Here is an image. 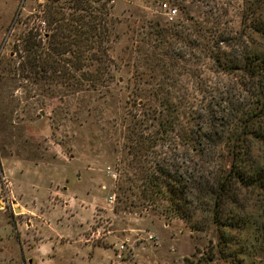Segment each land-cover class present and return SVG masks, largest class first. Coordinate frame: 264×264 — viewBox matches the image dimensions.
<instances>
[{"label":"rangeland","instance_id":"rangeland-1","mask_svg":"<svg viewBox=\"0 0 264 264\" xmlns=\"http://www.w3.org/2000/svg\"><path fill=\"white\" fill-rule=\"evenodd\" d=\"M48 2L0 0V264H234L236 251L209 260L220 236L215 227L195 231L167 212V201L153 204L144 194L147 173L168 158L179 167L184 162V169L211 170L191 146L158 140L156 81L172 76L166 89L187 97L178 104L186 112L179 128L188 134L195 126L188 114L218 102L238 78L216 73L206 52L189 43L170 35L169 44L160 45L152 33L181 21L190 25V39L206 44L213 27L224 36L243 31L250 11L262 7L264 20V5L108 0L114 78L94 92L39 82L41 75L17 56L31 30L48 32L40 30ZM170 43L188 46L197 59L174 62ZM260 43L264 51V39ZM140 136L157 141L153 150H145L150 142H138ZM235 264H264V248Z\"/></svg>","mask_w":264,"mask_h":264},{"label":"trees","instance_id":"trees-1","mask_svg":"<svg viewBox=\"0 0 264 264\" xmlns=\"http://www.w3.org/2000/svg\"><path fill=\"white\" fill-rule=\"evenodd\" d=\"M99 2L102 0H49L45 5L40 30L48 32L41 35L39 29L35 33L31 30L23 40L22 50L17 51L19 59L28 63L30 73L41 75L35 77L37 81L94 92L113 82L111 13L108 0L97 6ZM253 2L264 5V0ZM187 9L183 7L185 13L190 11ZM261 9L244 15V29L235 35L229 32L224 36L219 29L211 28L206 44L190 39L191 27L181 21L152 33L160 45L169 44L170 35L189 43L190 47L206 52L216 73L238 78L236 87L223 90L218 102L205 107L200 114H188L192 116L188 121L195 122L188 134L179 128L186 112L182 109L185 105L178 104L187 97L166 89L167 82L174 78L157 80L159 89L152 92L155 98L162 99L155 117L161 144L178 145L179 140L191 146L211 170L205 171L203 166L199 171L191 166L184 169V162L179 167L168 158L162 168L147 173L144 195L153 204L158 200L167 201V212L184 220L195 231H210L213 227L220 231L211 261L220 253L236 251V257L231 255L235 264L241 256L252 257L255 251L264 248V51L260 50L264 20ZM189 20L192 19L187 17L186 21ZM175 44L170 43L174 62L185 60L186 55H190L187 62H191L192 56L197 59V53L188 46L179 49ZM137 140L150 142L145 150H153L157 143L142 136Z\"/></svg>","mask_w":264,"mask_h":264},{"label":"built area","instance_id":"built-area-1","mask_svg":"<svg viewBox=\"0 0 264 264\" xmlns=\"http://www.w3.org/2000/svg\"><path fill=\"white\" fill-rule=\"evenodd\" d=\"M177 14V10L175 9V10H170V12L168 13V17H169V19L171 20V21H173L174 20V17H175V15ZM114 198H111V200H113Z\"/></svg>","mask_w":264,"mask_h":264}]
</instances>
